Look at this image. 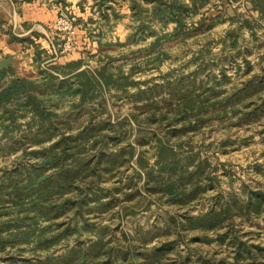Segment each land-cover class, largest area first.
Masks as SVG:
<instances>
[{
	"label": "trees",
	"instance_id": "16d2710c",
	"mask_svg": "<svg viewBox=\"0 0 264 264\" xmlns=\"http://www.w3.org/2000/svg\"><path fill=\"white\" fill-rule=\"evenodd\" d=\"M55 1L66 3V0ZM210 1L133 0V17L139 23L137 34H143L146 30L151 32L153 22H173L177 24L176 31H183L186 19L198 13ZM251 7L259 15L255 22L264 20V0H252ZM246 21L247 27L253 29V19L249 17ZM237 35L236 31L231 32L233 42L230 47L238 46ZM160 40L156 39L151 44L152 49L160 46ZM243 53L236 50L235 55L226 57L224 62L236 63ZM202 54L203 51L194 58L196 69L189 75L190 80L177 83L167 79L145 89L140 87L139 82L130 81V77H115L107 66L94 73L80 71L83 65L81 59L57 67L63 71L71 70L64 78L45 72L42 78L34 79L18 76L10 68L0 70V130L1 140L5 139L6 142L5 146L0 143V157L8 148L6 145H15L8 154L20 155L17 161L28 160L20 162L12 170L3 169L4 174L0 178V200H6L0 201V249L6 252L17 247L23 251L21 246H25L33 252L32 257L24 254L20 259L7 257L10 264L134 262V259L131 260L136 256L134 250L117 251L110 247V241L104 237L107 232L105 227L92 222V218H96L92 215L107 213L115 208L116 192L122 191L120 187L107 190L103 183L113 178L134 157V147L128 142L132 133L123 131L128 121L114 123L102 116L107 110L105 94L111 87L122 89L123 94H129L126 91L129 86L138 87V91L129 98L133 97L143 108L148 103L155 105L156 109L149 116L153 122L168 121L170 119L167 118L172 116L168 126L180 122L181 116L202 119L204 116L199 108L205 106L206 102H211L208 107L228 105L232 108L251 98H263L257 108L260 115H264V77L258 80L252 78L232 93L221 81L210 86L201 79L202 73L212 77L214 71L205 65ZM37 57L36 61L40 63V51ZM247 64L251 69L249 61ZM221 75L227 78L224 71ZM213 76L216 77L215 74ZM159 98L167 106L163 110L156 105ZM66 102L70 103L69 109L58 112L57 107ZM99 107L102 112L98 111ZM86 115V119L81 121ZM153 136L159 151L158 170L144 172L140 178L147 174V184L161 188V192L181 208L198 201L208 191L202 183L209 179L206 174L210 164L197 158L182 160L166 144L169 138L164 141L158 131ZM242 195L221 194L207 211L168 220L167 229L175 228L178 232L176 239L145 250L140 256L151 260V264H164L183 241L184 234L194 233L198 236L193 243H216L231 250L232 256L213 259L201 255L194 259L188 254L176 264H264V247L242 239L236 225L238 221L239 225L241 220H252L264 214V190L244 191L247 198ZM65 216H71L73 223L62 228L64 222H61L58 226L62 229L54 230L56 220ZM90 233L98 236L96 241L89 243L80 240L60 254L54 251L63 242ZM140 235L143 233L140 232Z\"/></svg>",
	"mask_w": 264,
	"mask_h": 264
},
{
	"label": "rangeland",
	"instance_id": "374dc122",
	"mask_svg": "<svg viewBox=\"0 0 264 264\" xmlns=\"http://www.w3.org/2000/svg\"><path fill=\"white\" fill-rule=\"evenodd\" d=\"M184 1L191 3V0ZM251 1L211 0L198 13L186 19L187 23L183 31H176L177 24L173 22L163 27H158L153 22L151 32L146 30L143 34H137L138 28L132 27V22L137 24L134 17L131 27H128L130 21L126 18L118 21L123 23L124 20H128L126 27L124 24H121L120 28L116 27V24L113 27H103V30L92 27L91 31L99 32L97 36L99 39H91L85 32L83 35L87 45L78 46L76 42L77 50L70 55H75V59L83 61L80 71L88 70L94 73L97 69L107 66L115 77L120 75L130 77V81L139 82L140 87L145 89L147 86L161 84L167 79H173L177 83L190 80L189 75L196 69L194 58L203 51L205 65H209L214 72L212 77L204 76L202 73L201 79L210 83V86L219 84L216 81H221L232 93L241 88L246 81L264 77V20L255 22L259 15L251 10ZM63 13L70 14L68 11ZM249 17L255 23L253 29L247 27L245 23ZM235 31L238 33L239 44L233 48L230 47L233 42L231 32ZM55 32L57 33L56 29ZM129 34L132 36L128 37ZM156 39L161 40L160 46L155 50L152 49L151 44ZM94 42L97 47H94ZM236 50L244 52L238 56L237 62H224L226 57L235 55ZM206 51L210 52L204 54ZM10 57H14V54L0 53L1 60ZM63 58L60 61L50 62L52 58L43 53L40 63L34 68L30 57L24 55L23 59L16 61L14 59L9 68L18 76L34 79L42 78V73L45 72L64 78L66 74L71 73V70L63 71L57 67H64L67 63L76 60ZM248 61L251 69H248ZM221 71L225 72L227 78L222 77ZM138 89L136 86H129L126 90L129 94H123L122 89L111 87L105 94L104 100L107 102L104 103L107 105L105 107L107 110L102 116L104 119H111L114 123L128 121L123 131L132 133L128 142L134 147V157L119 169L113 178L103 183L107 190L122 188L121 192H116L115 208L107 213L92 215L96 217L92 218V222L107 230L104 237L110 241V247L117 251H135L136 256L131 258L134 262L132 260L124 264H151L149 262L151 260L144 259L140 254L173 241L178 236L175 228L167 229L168 220L207 211L215 198L221 194H243L242 197L247 198L244 191L264 190V115H260L257 108L263 98H251L232 108L228 105L208 107L211 102H206L205 106L199 108L201 115L204 116L202 119L197 117L196 120V117L191 116L188 120L187 115L181 116L180 122H173L168 126L167 123L173 119L172 116L167 118L170 119L168 121L153 122L149 116L156 106L148 103L147 107L143 108L140 106L141 103L133 100V97L129 98V95L136 93ZM157 101L156 105H160L162 110L167 107L161 102V98ZM69 106L70 103L66 102L58 106L57 111L67 110ZM97 109L101 111V107ZM86 117L87 115L82 117L81 121ZM184 127L189 129L185 130ZM174 130L176 135L173 134ZM155 131L159 132V137L164 138V141L169 138L166 144L174 149L180 159L197 158L201 161L207 160L210 164L206 174L209 179L202 183L208 191L198 201L181 208L172 203L174 201H170L168 196L161 192V188L152 186L151 183L147 184V174L140 178L144 172L158 170L156 163L159 151L153 136ZM1 136L0 130V143L5 146V139L1 140ZM143 141L145 143H142ZM14 146L6 145L8 148L1 154L0 178L4 174L3 169L12 170L21 162L20 159L17 161L20 155L8 154ZM22 162L28 160L22 159ZM126 186L131 188H125ZM3 200L6 201L5 198L0 201ZM61 222H64L63 228L71 225L73 219L71 216H65L56 220L54 230L62 229L58 226ZM238 222L236 225L242 239L249 244L264 247V214L252 220H241L239 225ZM140 232L143 235H140ZM93 233L80 238L75 236L69 242H63L54 251L60 254L80 240L89 243L96 241L99 232H96L97 235ZM184 235L183 241L177 245L176 250L170 254V259L164 264H176L188 254L194 259H198L201 255L213 259L232 256L231 250L216 243L212 245L193 243L197 234ZM151 236L152 240H150ZM21 248L24 250L20 251L15 247L11 251L3 252L0 249V264H10L7 257L20 259L21 254L32 257L33 252L30 247L21 246ZM193 261L202 263L200 260Z\"/></svg>",
	"mask_w": 264,
	"mask_h": 264
},
{
	"label": "crops",
	"instance_id": "0c3cea01",
	"mask_svg": "<svg viewBox=\"0 0 264 264\" xmlns=\"http://www.w3.org/2000/svg\"><path fill=\"white\" fill-rule=\"evenodd\" d=\"M132 2L133 0H66L65 4H60L55 0H0V53L14 54V57L0 61H8L6 68H9L14 59L20 60L26 55L30 57V62L35 68L38 63L36 61L38 51L51 57L50 62L60 61L64 59L63 57L77 60L78 58H74L75 55L57 57L54 55L53 46L59 42L54 25L59 14L68 11L76 17L79 28L77 44L85 46L87 45L83 35L85 32L91 39H99L97 37L99 32L91 31L92 27L101 30L103 27H113L114 24L118 28L122 26L121 24L126 27L128 20L118 22L124 18L129 19L128 27H131ZM155 23L158 27L166 26L162 22ZM132 24L134 28L139 25L134 22ZM130 36L132 35L129 34L128 37ZM93 44L97 47L95 42Z\"/></svg>",
	"mask_w": 264,
	"mask_h": 264
},
{
	"label": "built area",
	"instance_id": "2783aa9c",
	"mask_svg": "<svg viewBox=\"0 0 264 264\" xmlns=\"http://www.w3.org/2000/svg\"><path fill=\"white\" fill-rule=\"evenodd\" d=\"M59 42L53 46L54 55L67 56L77 50L78 24L74 15L61 12L55 22Z\"/></svg>",
	"mask_w": 264,
	"mask_h": 264
},
{
	"label": "water",
	"instance_id": "95a60500",
	"mask_svg": "<svg viewBox=\"0 0 264 264\" xmlns=\"http://www.w3.org/2000/svg\"><path fill=\"white\" fill-rule=\"evenodd\" d=\"M8 64V61H0V70L6 68Z\"/></svg>",
	"mask_w": 264,
	"mask_h": 264
}]
</instances>
